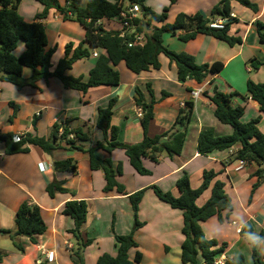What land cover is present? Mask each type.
I'll use <instances>...</instances> for the list:
<instances>
[{"label":"crops","instance_id":"1","mask_svg":"<svg viewBox=\"0 0 264 264\" xmlns=\"http://www.w3.org/2000/svg\"><path fill=\"white\" fill-rule=\"evenodd\" d=\"M25 1L22 0V2ZM124 1L128 3V1ZM167 1L169 2V0ZM182 1L179 0L176 4L163 3L160 9L151 5L148 7L155 12L157 10L164 11L166 8L172 12ZM191 1L190 4L197 8L196 13L211 17L214 7L220 0ZM86 2L87 0H83V5ZM256 2L259 6L258 12H254L237 1L232 2L231 14L236 21L232 24L230 34L240 37L241 44L230 46L225 41L205 35H199L193 40L184 42L179 38L183 32H179L177 36L163 35V43L167 48L178 53L185 52L193 55L198 64L216 62L224 64L220 73L208 76L203 83L194 80L180 82L176 64L164 54L159 57L160 69H150L139 75L132 73L122 62L116 67L121 73L119 86L91 88L86 94L78 90L66 89L56 77L39 81L37 87L22 89L9 82L0 81V129L3 133L14 132L17 135H23L29 131L35 132L32 121L37 115L40 116L37 122V133L49 137L51 127L55 123L71 120L72 128L84 127L86 131L90 129L92 140L86 144L87 146L105 142L104 134L96 127V122L98 109L107 107L111 99L117 100L112 125L120 128L119 139L129 144L139 143L143 140L142 111L134 101L137 87L143 91L146 100L149 101L150 94L147 84L150 83L158 100L154 110V119L149 128L151 136L169 130L175 123L180 110L185 108L186 103L190 100L194 101L193 116L182 153L172 159L163 157L159 163L144 160L145 167L151 171L150 175H140L131 165L124 150L116 149L111 153L110 157L116 165L123 164V175L118 177V181L126 187L128 195H120L117 192L105 194L103 192L106 184L104 173L93 171L90 168L87 155L82 152L58 150L49 155L38 147H31L28 153L6 155L4 146L1 145L0 231L3 234L4 231H16V213L25 201L41 208L48 229L43 235L37 237V244L32 243L28 237L22 236L20 241L25 252L5 250L3 252L5 257L0 264H77L79 262L78 257L75 256L77 243L69 232L74 228V221L70 216L62 214L65 204L72 200H84L89 203L88 220L82 229V234L85 240L92 239L94 245L97 241L102 243L101 236H98L102 224H105L109 229L114 222L115 233L118 235L129 234L132 231L134 212L129 195L143 189L146 191L140 204L139 218L144 226L136 231L135 240L140 243L141 235L148 234V237L144 236L157 247L164 245V249L169 251L174 243L173 247L178 246L181 249L184 241L183 213L159 200L151 187L157 185L162 190L171 191L178 196L176 184L186 172L190 177L192 187L198 188L203 182L205 170L220 172L225 168L223 163L238 151L239 148L234 147L230 150L214 151L206 156L200 155L198 152V138L203 127H212L217 136L233 133V128L230 125L223 124L216 118L211 103L205 98V94H213L215 87L224 93L235 94L233 97L234 106L245 108L241 119L243 122H249L261 116L259 129L264 133V114L260 111L258 103L250 98L247 92L249 80L264 83V44L259 41L257 30L259 22L264 24V0H256ZM27 4L29 7L24 10L21 4L19 12L27 22H32L37 14L44 11V6L36 0H29ZM187 14L194 15L189 12ZM170 15L171 13L168 15V22L173 23L177 16H173L174 18L170 20ZM43 22L48 35L47 49L56 48L51 61L54 71L60 60L65 57L66 45L72 43L76 48L84 41L86 31L78 23L64 21L55 9L49 11L48 17ZM102 23L106 31L123 29L120 20L111 21L110 24L106 21H102ZM24 50V44L21 43L16 51L17 55H21ZM254 58L263 63V66L256 71L249 64L250 60ZM96 60L97 58L94 56L79 60L69 70V74L88 79ZM32 73L30 68L24 69L25 78H30ZM197 90H202L203 93L194 99L192 92ZM163 92L169 93L170 96L163 98ZM10 102L20 105L17 118L13 122L10 121L13 114ZM44 129H47V132L44 133ZM99 154L102 158L108 157L104 151H100ZM68 158H73L78 162L77 173H55L54 163ZM258 167L256 163L232 162L218 177L219 180L226 183V190L233 199V210L228 216L226 212L223 214L225 222H220L215 216L202 222L201 226L208 239H216L219 245L224 243L227 245L226 251L217 257L219 264H224L228 258L235 255L243 254L240 246L249 251L252 259V246L246 242V236L237 232L238 228L243 229L247 223H251L253 232H258L260 236L262 231L264 232V180H260V186L250 201L253 185L257 182V178L250 179V176ZM55 179L63 181V187L70 192H56L51 197L46 188ZM211 187L198 199L199 206H202L210 198ZM201 198L202 204L199 203ZM149 226H153V228H149ZM4 236L7 235L4 234ZM107 237L111 242L115 238L113 233ZM171 238H173L171 244L162 240ZM92 244L85 249V253L88 255V259L89 257L95 259V264L99 257L107 252L112 256L117 255L116 244L113 249L110 248L107 252L99 247L98 250H95ZM137 251H140L139 247L130 250L131 260H134ZM259 252L264 261V251L259 250ZM45 253L51 254L52 259L49 260ZM200 262L203 263L201 256ZM252 264H254L253 259Z\"/></svg>","mask_w":264,"mask_h":264},{"label":"trees","instance_id":"2","mask_svg":"<svg viewBox=\"0 0 264 264\" xmlns=\"http://www.w3.org/2000/svg\"><path fill=\"white\" fill-rule=\"evenodd\" d=\"M44 6V11L37 14L32 22H27L19 12L22 0H0V81L9 82L17 88L37 87L41 80L58 78L66 89L78 90L86 94L91 88L101 86L117 87L121 84V73L116 67L124 62L127 68L134 74L139 75L150 69H160V55H166L171 62L175 63L178 69V79L185 83L194 80L203 83L210 75L220 73L224 64L216 62L213 64H198L196 58L185 52H175L167 48L163 43V35L170 34L188 42L199 35L211 36L218 40L227 42L230 46L241 44L242 39L230 34L232 24L236 21L231 18L224 29H214L209 26L210 22L217 19L231 17L232 2L237 1L241 5L250 8L254 12L259 11L256 0H220L214 7L211 17H205L201 13L194 15L179 14L173 23L168 22L169 8L159 14L146 5L147 0H127L131 4H139L142 7V16L131 22V28L122 30L106 31L102 21L108 24L114 20H121V13L125 10L124 3L120 0H36ZM179 0H169L176 4ZM51 9L57 10L64 21L80 24L86 31V36L76 48L74 44L66 45L65 57L60 60L57 68L52 70V57L56 48L47 49L48 35L45 20ZM259 41L264 44V24L258 23ZM125 32V36L121 34ZM136 34H144L146 43L144 46L129 47V43L135 40ZM124 41V42H122ZM24 44L25 50L21 55L16 51L20 44ZM94 50L99 51L96 57V64L91 69L88 79L82 76L75 77L69 74L76 62L92 57ZM101 51V53H100ZM249 64L253 70H259L263 63L257 59H251ZM30 68L32 76L24 77V69ZM150 94L149 101L146 100L143 91L136 88L134 101L141 109V125L144 130V138L141 142L129 144L119 139L120 128L112 125L116 99H111L109 105L98 109L96 127L104 134L105 142H97L95 146H87L91 142V131L84 127L72 128L71 120L63 123H55L51 127L50 136H41L37 133V122L40 116L33 118V129L35 132H27L17 135L14 132L3 133L0 129V146H4L6 155L28 153L31 147H38L46 154H53L58 150L82 152L87 155L90 168L93 171H102L105 178L103 192L109 194L117 192L120 195H128L126 187L118 181L123 175V164L117 165L110 155L116 149H122L128 156L133 168L143 176L150 175L151 171L144 165V160L159 163L163 157L174 158L183 151L187 139L188 129L191 124L194 101L186 103L181 109L172 127L156 136L149 133L150 125L154 119L155 106L158 100L150 83L147 84ZM249 97L256 101L260 111L264 114V83H256L249 80L247 83ZM170 94L163 92V98ZM234 93L227 94L214 88L212 95L205 94V98L211 103L216 118L223 124L233 128L231 135L217 136L212 127H203L198 138V152L206 156L214 151L230 150L238 147L236 154L227 162L223 163L226 168L232 162L256 163L259 167L250 176V179L257 178L253 185L250 201L260 186V180L264 177V133L259 129L262 117H257L249 122L241 119L245 113L242 106H234ZM13 108L10 121L13 122L18 115L20 105L15 102L9 103ZM62 130V132H61ZM15 137L19 141H15ZM100 151L107 153L108 157L102 158ZM57 174H76L78 162L73 158L56 161L53 165ZM205 170L203 182L198 188H193L189 175H184L177 181L176 187L178 196L171 191H164L157 185L151 189L159 200L168 204L173 209L183 213L184 241L181 246L182 264H216L217 257L226 251L227 245L221 244L216 239H208L201 226L212 217L217 216L220 222H225V212L228 214L233 210V199L226 190V183L218 177L225 172ZM64 182L55 179L51 182L46 191L51 197L56 192L67 193L68 189L63 187ZM212 186V187H211ZM211 187V196L206 202L199 206L198 199ZM145 189L129 195L134 212V226L129 234L118 235L115 233L114 222L112 232L115 236L117 255L108 253L99 257L97 264H135L141 263L143 253L137 251L134 260L130 259L129 252L139 245L135 240V233L144 226L139 221L140 204L145 195ZM62 214L70 216L74 221V228L69 232L76 240L77 249L75 256L78 257L77 264H85L84 250L93 243L92 239L85 240L82 229L88 220L89 203L87 201L72 200L65 204ZM16 231H4L9 236L13 245L19 253H24L25 248L20 241L22 236L28 237L34 244L38 243L37 237L43 235L48 227L42 215L41 208L37 205H30L23 202L15 217ZM253 227L247 223L241 233H246ZM264 232L262 231L261 236ZM200 256L203 263L200 262ZM5 254L0 251V263ZM252 259L254 264H264L259 249L252 247ZM224 264H247L243 254L228 258Z\"/></svg>","mask_w":264,"mask_h":264},{"label":"rangeland","instance_id":"3","mask_svg":"<svg viewBox=\"0 0 264 264\" xmlns=\"http://www.w3.org/2000/svg\"><path fill=\"white\" fill-rule=\"evenodd\" d=\"M27 2H29V0H26ZM22 2V9H27L29 6L27 4V2ZM127 1V0H126ZM163 3H169L167 0H148L147 1V6L151 5L154 8L160 9L161 8V4ZM190 3H192L191 0H183L182 2H180V4L178 6L175 7V10L172 12H168L171 13L170 15V20H172L174 17L173 16H178L179 14H187L189 13H196L197 8H194L193 5H191ZM195 4V3H193ZM165 10V9H164ZM21 11V8H20ZM159 14L163 13L164 11H158ZM194 12V13H193ZM197 14V13H196ZM190 15V14H188ZM114 26V25H113ZM120 26V25H118ZM167 34H164V36ZM169 35V34H168ZM170 36V35H169ZM166 45V44H165ZM50 131V129H49ZM31 132V131H29ZM42 132V130H41ZM43 132H47V129H44ZM46 135V134H44ZM48 137V136H47ZM202 198L200 199V202L202 204ZM139 221L141 222V219L139 218ZM103 226H101V228H99V234L98 236H101V240L102 243H99V241L94 243V249L98 250V247L104 251L107 252V250H110V248H114V244H115V238L114 240L111 242L107 236L112 235V225L110 226L109 229L106 228L105 224H102ZM134 226V224H133ZM149 228H153V226H149ZM97 231V229H95ZM146 233V232H144ZM146 237H148V234H144ZM143 234L141 235V238H139V250L144 254V260L141 264H182V262L180 261V252L181 249L180 247H173L174 243L173 242V238L169 239V240H164L162 239L164 242H167V244H171L172 243V248L169 251H166V248L164 249V245L163 246H159L157 247V245H155L152 241H148L145 236ZM169 237V236H168ZM162 238V237H161ZM99 240V237L97 238ZM76 242V240H75ZM151 242L152 244L150 245ZM113 246H112V245ZM90 246L86 247L89 248ZM243 248L242 246H240V250H243V254L246 258L247 264H252V259L250 256L249 251H246L245 248ZM77 249V247H76ZM93 249V248H92ZM5 250H10V251H16L13 242L11 241V239L9 238V236H4V234L2 233V231H0V251L4 252ZM18 252V251H17ZM87 252V251H86ZM91 252V251H89ZM108 253V252H107ZM84 258L85 263L86 264H95V259L94 258H90L88 259V255L85 253L84 250ZM134 258V256H133Z\"/></svg>","mask_w":264,"mask_h":264},{"label":"built area","instance_id":"4","mask_svg":"<svg viewBox=\"0 0 264 264\" xmlns=\"http://www.w3.org/2000/svg\"><path fill=\"white\" fill-rule=\"evenodd\" d=\"M120 3H124V7L125 10L121 13V20L120 23L122 25V28H127L128 30L132 29L131 27V22L134 21V19L140 18L142 16V7L139 4H129V3H125L124 0H120ZM231 18H234V16L231 14L230 18L227 19H223V18H217L213 21L210 22L209 26L211 28L214 29H224L225 25L227 23H229L231 21ZM125 32H123L121 34L122 37L125 36ZM146 43V37L144 34H136L135 40L131 43H129V47L132 46H144ZM92 56H94L95 58L99 56V51L98 50H94L92 53ZM203 93L202 90H197V91H193L192 92V97L194 99L198 98L200 96V94ZM15 141H19L18 137H15ZM245 163V162H243ZM242 229L238 228L237 232L241 233ZM46 255H48V259L51 260L52 259V255L45 253ZM219 261H216V264H219Z\"/></svg>","mask_w":264,"mask_h":264},{"label":"clouds","instance_id":"5","mask_svg":"<svg viewBox=\"0 0 264 264\" xmlns=\"http://www.w3.org/2000/svg\"><path fill=\"white\" fill-rule=\"evenodd\" d=\"M246 242L250 244L254 249L264 251V237L260 236L258 232L249 230L246 233Z\"/></svg>","mask_w":264,"mask_h":264},{"label":"water","instance_id":"6","mask_svg":"<svg viewBox=\"0 0 264 264\" xmlns=\"http://www.w3.org/2000/svg\"><path fill=\"white\" fill-rule=\"evenodd\" d=\"M122 42H124V41H122ZM262 180H264V178H262Z\"/></svg>","mask_w":264,"mask_h":264}]
</instances>
